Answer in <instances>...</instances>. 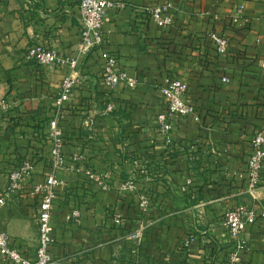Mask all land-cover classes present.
<instances>
[{"label": "crops", "instance_id": "0c3cea01", "mask_svg": "<svg viewBox=\"0 0 264 264\" xmlns=\"http://www.w3.org/2000/svg\"><path fill=\"white\" fill-rule=\"evenodd\" d=\"M101 51L78 53L77 0H0V196L19 158L35 160L32 179L48 172V122L64 78L73 89L59 121L66 166L56 177L52 257L61 264H264V225L258 219L237 250L222 224L226 212L264 211V171L252 194L241 178L250 141L264 129V0H108ZM169 2L171 25L159 28L144 11ZM238 7L242 19L233 20ZM224 34L229 48L216 53L209 35ZM42 45L79 60L68 67H38L26 58ZM101 52L139 81L136 90L103 82ZM167 76L187 85L200 123L175 119L168 141L156 117L165 112L159 88ZM226 79L227 82H223ZM107 106L112 111L106 112ZM79 155L100 180L84 181L73 169ZM144 162L146 173L133 162ZM134 189L120 192L121 182ZM190 182V183H189ZM152 198L143 211L139 196ZM38 198L14 194L0 207V229L24 257L38 246ZM79 212L77 223L70 219ZM122 217L120 226L113 216ZM139 232L141 242L130 239ZM189 244L186 247L185 241ZM238 260H230L232 253ZM0 264H6L0 258Z\"/></svg>", "mask_w": 264, "mask_h": 264}, {"label": "built area", "instance_id": "2783aa9c", "mask_svg": "<svg viewBox=\"0 0 264 264\" xmlns=\"http://www.w3.org/2000/svg\"><path fill=\"white\" fill-rule=\"evenodd\" d=\"M79 9V24L81 27L80 45L78 53L87 56L94 51H101L104 42L103 24L106 11L114 8V4L108 0H77ZM169 2H163L157 6L146 7L144 11L150 16L159 28H166L171 25V9ZM235 21L242 19L247 23L243 14V8L238 7L233 15ZM214 43L216 53L225 55L228 52L229 41L226 35L212 32L209 35ZM26 58L38 67L62 68L68 67L75 70L79 66L77 58H67L57 50H49L42 45H35L28 49ZM103 61V82L115 88L117 85H124L129 90H136L139 81L128 74L125 69L118 66L117 58L101 52ZM223 82H227L223 79ZM74 80L72 76L64 78L61 82L59 92L54 100L53 117L48 122V139L51 141V149L47 160L48 172L45 179L40 184L31 185L26 189L27 183L32 179L34 164L30 161L18 162L7 177L5 190L0 196V207L6 205L12 195L23 194L38 198L36 213L38 246L33 258L24 257L12 246L10 237L0 229V258L6 264H61L56 261L51 254L52 249V218L54 210V200L56 199V188L61 185L56 174L66 166L64 153L65 142L62 130L59 128V121L63 114L64 105L69 102ZM160 94L166 102L165 112L157 115L156 122L160 133L168 141V134L172 130L175 119L191 117L195 122L200 123L201 114L197 106L191 101L187 93V85L178 78L167 76L159 88ZM0 109L8 111L9 106L5 100H0ZM112 111L111 106H107L106 112ZM72 169L81 174L84 181L98 182L102 190H113L114 185L100 180L97 173L91 168L86 159L79 155H73ZM135 170L141 174L146 173L144 162L135 160L133 162ZM264 171V129L258 130L250 141V153L247 159L246 171L241 178L246 181V190L252 194L261 184ZM190 183V182H189ZM117 189L120 192H130L134 189L131 180L119 183ZM153 204L152 198L146 193L139 196V207L145 211ZM75 223L79 220V212L74 211L70 217ZM258 219L264 225V211L258 215L245 208L231 210L224 214L222 224L226 228L229 238L235 243L237 250H242L241 236L249 225L254 224ZM113 225L120 226L123 222L121 215L113 216ZM264 236V234H263ZM130 239L141 242L139 232L132 233ZM189 241H185L187 247ZM230 260H238V254L232 253Z\"/></svg>", "mask_w": 264, "mask_h": 264}, {"label": "trees", "instance_id": "16d2710c", "mask_svg": "<svg viewBox=\"0 0 264 264\" xmlns=\"http://www.w3.org/2000/svg\"><path fill=\"white\" fill-rule=\"evenodd\" d=\"M21 161H30V162H32V163L34 164V166H35V160H34V159H32V158H19L18 160H16V161L14 162V164H13L12 167H14L18 162H21Z\"/></svg>", "mask_w": 264, "mask_h": 264}]
</instances>
